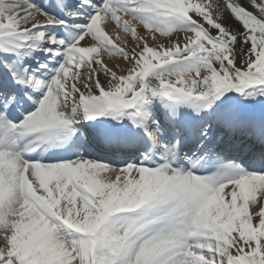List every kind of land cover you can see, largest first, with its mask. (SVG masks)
<instances>
[{
  "label": "snow or ice",
  "instance_id": "1",
  "mask_svg": "<svg viewBox=\"0 0 264 264\" xmlns=\"http://www.w3.org/2000/svg\"><path fill=\"white\" fill-rule=\"evenodd\" d=\"M0 264H264V0H0Z\"/></svg>",
  "mask_w": 264,
  "mask_h": 264
},
{
  "label": "rangeland",
  "instance_id": "2",
  "mask_svg": "<svg viewBox=\"0 0 264 264\" xmlns=\"http://www.w3.org/2000/svg\"><path fill=\"white\" fill-rule=\"evenodd\" d=\"M157 35H159V34L157 33Z\"/></svg>",
  "mask_w": 264,
  "mask_h": 264
}]
</instances>
